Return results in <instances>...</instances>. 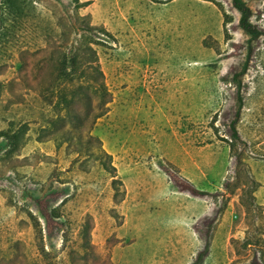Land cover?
Returning <instances> with one entry per match:
<instances>
[{
  "label": "rangeland",
  "instance_id": "374dc122",
  "mask_svg": "<svg viewBox=\"0 0 264 264\" xmlns=\"http://www.w3.org/2000/svg\"><path fill=\"white\" fill-rule=\"evenodd\" d=\"M245 1L263 34L235 82L250 35L232 0H0V131L30 124L13 155L0 139V264H264L242 202L254 189L264 208V0ZM87 23L111 101L78 155L43 134L29 89Z\"/></svg>",
  "mask_w": 264,
  "mask_h": 264
},
{
  "label": "trees",
  "instance_id": "16d2710c",
  "mask_svg": "<svg viewBox=\"0 0 264 264\" xmlns=\"http://www.w3.org/2000/svg\"><path fill=\"white\" fill-rule=\"evenodd\" d=\"M72 1L75 3L76 9L86 5V2H80V0ZM232 3L240 13V27L250 35L248 40L250 48L247 59L242 68L233 74V80L239 82L240 77L247 72L249 67L252 42L260 37L263 32L253 22L254 12L245 0H232ZM77 17L84 22L88 19V16L78 14ZM57 26L64 28L63 25H60V22ZM70 27L75 28V35L70 42H68V37L65 35L61 44L49 46L48 50L53 61L48 64L46 73L39 70V76L37 77L42 78L37 82V86H31L29 91H37V99L39 100L37 122L40 123L39 128H41L43 134L60 144L67 143L70 147L75 144L77 148L73 151L80 155L84 149L87 152L90 150V146L86 145L85 142L97 141L90 130L98 119L108 113L111 94L106 85L105 75L100 67L97 49L95 48L101 43L98 40H88V36L85 34L95 27L89 25V23L81 27L80 29L84 31L83 34H80L81 38H78L77 27L74 24H71ZM83 37L85 38L83 39ZM235 124L236 122L233 124L232 137L235 140H240V134ZM8 125L6 130L0 131V139L4 137L7 140L9 143L8 155H13L23 146L30 124L25 118L18 120L17 117H14L9 120ZM13 128L20 129L16 131ZM117 181V179H114L113 183H117ZM254 191L253 189L248 192L247 189H244L242 202L247 208V212L251 208L261 210L264 219V208L257 203ZM60 208L61 206L53 207L51 210L42 208V214L47 222L62 216L59 212ZM28 216L32 220L35 229H39L41 232L39 218L32 212H29ZM87 228L88 223L81 232L86 238V254L88 252L93 253L92 245L87 240L89 235ZM244 243L247 247H253L257 244L252 242L249 236L244 239ZM261 243L264 244V240ZM88 261L86 258L83 264H89ZM192 264H200V261L197 260ZM252 264H259L258 260H254Z\"/></svg>",
  "mask_w": 264,
  "mask_h": 264
}]
</instances>
